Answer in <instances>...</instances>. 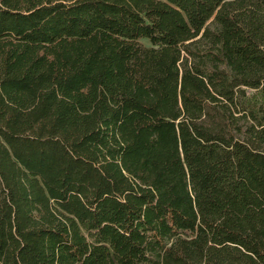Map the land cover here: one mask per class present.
<instances>
[{"label": "trees", "instance_id": "trees-1", "mask_svg": "<svg viewBox=\"0 0 264 264\" xmlns=\"http://www.w3.org/2000/svg\"><path fill=\"white\" fill-rule=\"evenodd\" d=\"M246 1L0 0V264H264Z\"/></svg>", "mask_w": 264, "mask_h": 264}, {"label": "rangeland", "instance_id": "rangeland-1", "mask_svg": "<svg viewBox=\"0 0 264 264\" xmlns=\"http://www.w3.org/2000/svg\"><path fill=\"white\" fill-rule=\"evenodd\" d=\"M258 13V11H256V3H250L249 0L246 1V5L243 8L242 12H241V18L244 19L245 24H247V26L252 29L255 28L254 30L256 31V14ZM143 43L146 46H150L149 42L147 41H143Z\"/></svg>", "mask_w": 264, "mask_h": 264}]
</instances>
